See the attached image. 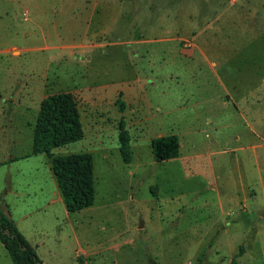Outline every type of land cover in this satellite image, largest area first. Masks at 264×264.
<instances>
[{
	"label": "rangeland",
	"instance_id": "1",
	"mask_svg": "<svg viewBox=\"0 0 264 264\" xmlns=\"http://www.w3.org/2000/svg\"><path fill=\"white\" fill-rule=\"evenodd\" d=\"M61 92L83 137L52 152L93 161L94 202L75 212L31 153ZM168 133L179 156L155 161ZM17 158L0 204L16 192L9 212L43 264H264V0H0V163Z\"/></svg>",
	"mask_w": 264,
	"mask_h": 264
},
{
	"label": "trees",
	"instance_id": "2",
	"mask_svg": "<svg viewBox=\"0 0 264 264\" xmlns=\"http://www.w3.org/2000/svg\"><path fill=\"white\" fill-rule=\"evenodd\" d=\"M83 128L75 98L69 92L45 97L40 105L33 128L31 153L46 154L60 195L69 212L91 206L95 197L92 157L87 152L54 154L53 149L78 141ZM120 153L130 160L128 134L119 131ZM180 141L175 133L159 135L151 139V152L155 161H165L179 156ZM1 165V163H0ZM0 242L12 264H43L18 230L16 221L0 204ZM198 264H211L203 258Z\"/></svg>",
	"mask_w": 264,
	"mask_h": 264
},
{
	"label": "crops",
	"instance_id": "3",
	"mask_svg": "<svg viewBox=\"0 0 264 264\" xmlns=\"http://www.w3.org/2000/svg\"><path fill=\"white\" fill-rule=\"evenodd\" d=\"M95 3H97V2H95ZM93 35V36H92ZM87 34L86 35V38L88 39V38H95V36H96V34L95 33H93V34ZM208 120H209V118H208ZM169 134V133H168ZM165 135V134H164ZM180 141V140H179ZM180 145H181V141H180ZM179 153H180V149H179ZM9 156L11 157V153H9ZM21 158H17V159H10V161L9 162H6V163H1V165H0V167L2 166V165H5L6 166V172L7 173H9L10 175H12V176H14V174H16L15 173V171L14 172H12L11 171V168L13 167V165L15 164V162H18V160H20ZM172 159H174V158H172ZM53 175V174H52ZM55 179V178H54ZM54 187H55V194L57 193H59L58 192V186H57V183L56 182H53V184H52ZM39 187V186H38ZM9 192L11 193H13L12 195H14V193H16L14 190L13 191H8V193L4 196V200H5V202H6V204L5 205H7L8 206V211H9V207H10V203L7 201V195L9 194ZM40 192V191H39ZM49 193V192H48ZM23 193H21V195H22ZM50 194V193H49ZM13 197V196H12ZM2 206V205H1ZM3 207V206H2ZM90 207V206H89ZM88 208V207H87ZM87 208H84V209H87ZM223 212V211H222ZM9 214L11 215V213L9 212ZM17 224V223H16Z\"/></svg>",
	"mask_w": 264,
	"mask_h": 264
},
{
	"label": "water",
	"instance_id": "4",
	"mask_svg": "<svg viewBox=\"0 0 264 264\" xmlns=\"http://www.w3.org/2000/svg\"><path fill=\"white\" fill-rule=\"evenodd\" d=\"M141 225H142V224H141ZM141 225H140V226H141Z\"/></svg>",
	"mask_w": 264,
	"mask_h": 264
}]
</instances>
